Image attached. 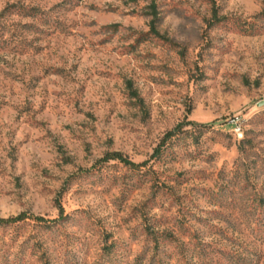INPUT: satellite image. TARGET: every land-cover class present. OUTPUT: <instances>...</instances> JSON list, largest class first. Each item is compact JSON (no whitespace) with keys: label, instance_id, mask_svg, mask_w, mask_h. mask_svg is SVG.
Listing matches in <instances>:
<instances>
[{"label":"rangeland","instance_id":"1","mask_svg":"<svg viewBox=\"0 0 264 264\" xmlns=\"http://www.w3.org/2000/svg\"><path fill=\"white\" fill-rule=\"evenodd\" d=\"M261 12L0 0V264H264Z\"/></svg>","mask_w":264,"mask_h":264},{"label":"trees","instance_id":"2","mask_svg":"<svg viewBox=\"0 0 264 264\" xmlns=\"http://www.w3.org/2000/svg\"><path fill=\"white\" fill-rule=\"evenodd\" d=\"M154 6L150 7V16L152 17V20L150 22V33L158 36V33L156 31V26L155 23L157 21V14L154 10ZM255 19H264V12H261L260 14H258L257 16L254 17ZM220 19H217V22H219ZM252 25V24H251ZM247 26V25H246ZM250 26V24H249ZM243 28H246L245 26H243ZM249 29V27H247ZM134 98H138L137 94L133 95ZM180 132H182L181 129H179L178 131L174 130L171 131L169 133H167L165 135V137L163 138V140L161 141V143L159 144V146L157 147V149L154 151L153 153V157H158L160 155V150L163 148V146L165 145V142L173 137H175L177 134H179ZM107 159H112V160H118L120 163H122L125 166H128L130 168H136L139 165H134L133 163H130L128 161H126L125 159H123L122 157L118 156V155H114L113 157L107 158ZM61 214V213H60ZM62 218V215L59 216V219ZM26 219H29V217H27L26 215H18L16 217L13 218H9V219H0V226H4V225H11L14 223H18L21 221H24ZM31 219H33L34 221L38 222V223H47V221H43L41 218L38 217H31ZM155 235V234H154ZM161 238H164V236H162ZM158 239L156 236H153V242H155L156 244H158Z\"/></svg>","mask_w":264,"mask_h":264},{"label":"built area","instance_id":"3","mask_svg":"<svg viewBox=\"0 0 264 264\" xmlns=\"http://www.w3.org/2000/svg\"><path fill=\"white\" fill-rule=\"evenodd\" d=\"M235 132H236V133H238V132H239V130L237 129Z\"/></svg>","mask_w":264,"mask_h":264}]
</instances>
